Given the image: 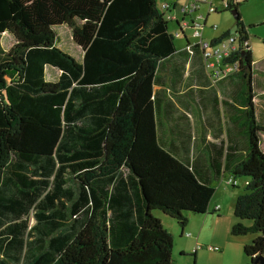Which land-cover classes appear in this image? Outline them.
<instances>
[{
  "label": "trees",
  "instance_id": "obj_1",
  "mask_svg": "<svg viewBox=\"0 0 264 264\" xmlns=\"http://www.w3.org/2000/svg\"><path fill=\"white\" fill-rule=\"evenodd\" d=\"M169 22L159 0H0V264H176L174 235L153 211L184 226L209 211L217 181L203 182L159 141L162 62L202 54L178 51ZM237 25L247 38L240 15ZM65 26L81 60L61 41ZM234 57L248 144L229 172L249 178L235 214L252 224L232 232L257 235L244 264H262L264 126L250 48ZM203 68L211 78L204 59Z\"/></svg>",
  "mask_w": 264,
  "mask_h": 264
},
{
  "label": "crops",
  "instance_id": "obj_2",
  "mask_svg": "<svg viewBox=\"0 0 264 264\" xmlns=\"http://www.w3.org/2000/svg\"><path fill=\"white\" fill-rule=\"evenodd\" d=\"M185 2L186 0H177L171 8L175 17L172 20L180 28L185 18L181 10ZM263 2L264 0H243L238 3L237 8L246 26L252 55V90L256 116L264 126V46L260 40L253 41L247 27L248 23L250 28L259 23L256 21L261 17L258 21L263 20L264 13L256 12ZM213 3L219 8L217 12H209L208 4H204L187 19L202 15L205 24L203 35L207 39L235 34L238 30L236 17L235 32L231 29L233 22L230 19L226 18L223 24L215 19V16L226 11L233 13V10L225 9L223 0H213ZM215 24L218 25L217 28L214 27ZM181 31L185 35V42L180 48L176 45L178 51L185 49L188 41H192L185 28ZM179 37L182 38L181 35ZM2 41L5 48H8L11 37L5 34ZM83 53L81 57H76L81 60ZM244 88L242 77L235 73L213 82L205 74L199 51L193 57L176 53L162 62L154 85L159 141L176 157L192 165L203 182L213 183L214 178L217 181L216 193L207 213H189L188 222L184 226L180 222H168V229L175 240L176 264H244L247 261L245 246L257 236L253 233L233 234L234 224L242 221L251 225L252 222L242 220L235 214V204L242 192L231 189L225 185L224 180L247 149L248 138L241 127V111L246 99ZM261 147L264 150V131L261 132ZM226 182L229 184L228 179ZM248 182L249 179L245 184ZM238 184L237 182L236 185ZM162 220L165 223V219ZM187 233L191 235L188 236ZM198 243L203 247L195 252ZM207 245L220 246L221 249L212 251Z\"/></svg>",
  "mask_w": 264,
  "mask_h": 264
},
{
  "label": "built area",
  "instance_id": "obj_3",
  "mask_svg": "<svg viewBox=\"0 0 264 264\" xmlns=\"http://www.w3.org/2000/svg\"><path fill=\"white\" fill-rule=\"evenodd\" d=\"M177 0H165L162 3V8L165 10H171L172 5ZM243 0H223L224 8L230 9L234 5L240 3ZM204 4H208L209 12H217L218 7L213 3V0H186L182 5L181 10L185 15V18L181 22V29L186 27L194 29L193 37L195 41H189L188 48L192 50L194 46H197L201 51L204 59V65L206 71L210 74L213 82H217L221 79L228 77L229 75L239 70V59L235 58L236 53L249 49L248 38L242 39V35L238 32L235 34H228L226 37H219L216 39H207L203 35L205 24L202 21L203 16L197 15L187 19L189 15L201 9ZM173 15H170V19H173ZM218 27L217 24L214 25ZM179 35V33H177ZM228 183L236 185L237 181L234 177L228 178ZM219 208V206L217 207ZM188 236L191 233H187ZM203 245L198 243L194 251L202 248ZM207 248L212 251H219L220 246L207 245Z\"/></svg>",
  "mask_w": 264,
  "mask_h": 264
},
{
  "label": "rangeland",
  "instance_id": "obj_4",
  "mask_svg": "<svg viewBox=\"0 0 264 264\" xmlns=\"http://www.w3.org/2000/svg\"><path fill=\"white\" fill-rule=\"evenodd\" d=\"M165 0H159V4L162 5V3L164 2ZM256 12H259V13H264V2L261 4V6L258 8V10ZM241 13V12H240ZM166 14H167V17L169 18L170 22H169V30L172 32V33H175L176 34V39H175V42H176V45L179 47L183 46L185 40V35L182 33L181 31V28L180 26L176 23V21L170 19V15H172V11L170 10H166ZM254 15H255V12H254ZM228 18L230 19L231 23L233 22V25L231 27L232 31L235 32V27H234V23L236 21V18H235V15L234 13H232V11H226L224 13H222V15L220 16H215V19L220 21V23H225V19ZM262 19V17L260 18ZM258 19V20H260ZM256 21V22H259V23H255L254 26H252V28L249 27V23H248V29L250 30L251 32V35L253 37V41L254 39H256L257 41L260 40L262 43H263V46H264V18L262 21ZM176 23V24H175ZM181 31V32H180ZM60 36H61V41L63 42V45L68 48L72 53H74L75 56H78V57H81L82 53H83V50L82 48L75 43V41L73 40L72 38V30L70 27L68 26H65V27H62L60 29ZM185 32L186 34L190 37V39L192 41H195L196 38L193 37V33H194V29L191 28V27H186L185 26ZM177 33H179V35H177ZM182 36V38H180L179 36ZM179 47V48H180ZM259 51V50H258ZM55 72V75H56V71ZM55 75L49 70V76L48 78H54ZM230 177H234L232 174H227L226 176V179L225 180V185H227L228 187H230L231 189H237V191H240L242 192L241 194H246V193H249L250 191L248 190L247 188V184H245V181L248 180V176H245V175H240V176H236L234 177L236 179V181L239 183L238 185H231V184H227V179L230 178ZM154 214L156 216H159V217H162L165 219V226L167 228H170L169 227V221H172L174 223H178V220L172 218L171 216H168V215H165L163 211L159 210V209H156L153 211ZM30 221H31V224H34L35 223V218L31 215L30 217ZM249 221V220H248ZM177 248H176V253L178 254V239H177Z\"/></svg>",
  "mask_w": 264,
  "mask_h": 264
},
{
  "label": "water",
  "instance_id": "obj_5",
  "mask_svg": "<svg viewBox=\"0 0 264 264\" xmlns=\"http://www.w3.org/2000/svg\"><path fill=\"white\" fill-rule=\"evenodd\" d=\"M233 13H234L235 17L237 19H239V15H240L239 11L238 10L237 11L234 10ZM242 54H245V51H243ZM258 260H260L261 263L264 264V254L261 255Z\"/></svg>",
  "mask_w": 264,
  "mask_h": 264
}]
</instances>
